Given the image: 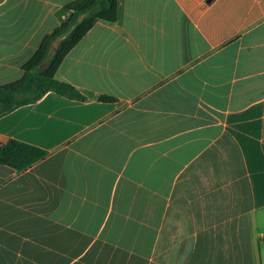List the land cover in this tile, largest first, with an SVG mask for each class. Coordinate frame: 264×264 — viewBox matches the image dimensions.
<instances>
[{
    "label": "crops",
    "instance_id": "0c3cea01",
    "mask_svg": "<svg viewBox=\"0 0 264 264\" xmlns=\"http://www.w3.org/2000/svg\"><path fill=\"white\" fill-rule=\"evenodd\" d=\"M72 1L0 0V86ZM55 78L0 117L48 153L0 165V264H264V0H117Z\"/></svg>",
    "mask_w": 264,
    "mask_h": 264
},
{
    "label": "trees",
    "instance_id": "16d2710c",
    "mask_svg": "<svg viewBox=\"0 0 264 264\" xmlns=\"http://www.w3.org/2000/svg\"><path fill=\"white\" fill-rule=\"evenodd\" d=\"M66 9L71 12L69 18L43 38L34 55L22 66V77L0 86V117L36 103L48 92L85 101L78 90L58 81L55 75L66 55L97 22L113 24L116 21L117 0H74L66 5ZM55 42L57 45L53 49ZM99 100L113 101L108 96H100ZM47 155L38 147L10 139L0 146V165L20 173Z\"/></svg>",
    "mask_w": 264,
    "mask_h": 264
}]
</instances>
